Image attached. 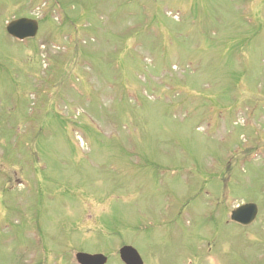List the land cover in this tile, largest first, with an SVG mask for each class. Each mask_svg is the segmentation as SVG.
I'll list each match as a JSON object with an SVG mask.
<instances>
[{"label": "rangeland", "instance_id": "rangeland-1", "mask_svg": "<svg viewBox=\"0 0 264 264\" xmlns=\"http://www.w3.org/2000/svg\"><path fill=\"white\" fill-rule=\"evenodd\" d=\"M122 245L264 264V0H0V264Z\"/></svg>", "mask_w": 264, "mask_h": 264}, {"label": "water", "instance_id": "water-1", "mask_svg": "<svg viewBox=\"0 0 264 264\" xmlns=\"http://www.w3.org/2000/svg\"><path fill=\"white\" fill-rule=\"evenodd\" d=\"M7 34L18 41L32 39L37 35L38 23L29 19H18L10 22L6 27ZM257 216V207L247 204L238 207L231 213V221L241 226L251 225ZM119 257L123 264H143L135 249L125 246L119 250ZM77 264H106L107 259L102 255H88L78 253L75 255Z\"/></svg>", "mask_w": 264, "mask_h": 264}, {"label": "flooded vegetation", "instance_id": "flooded-vegetation-1", "mask_svg": "<svg viewBox=\"0 0 264 264\" xmlns=\"http://www.w3.org/2000/svg\"><path fill=\"white\" fill-rule=\"evenodd\" d=\"M250 10H251V7H250ZM122 246L124 247V246H127V245H122ZM121 248H122V247H120V249H121ZM120 249H119V250H120ZM119 250H118V252H119ZM89 255H91V254H89ZM118 259H119L120 263L123 264V263L121 262V260H120L119 254H118ZM141 260H142V259H141ZM107 262H108V261H107ZM142 262H143V261H142ZM106 264H107V263H106ZM143 264H144V263H143Z\"/></svg>", "mask_w": 264, "mask_h": 264}]
</instances>
